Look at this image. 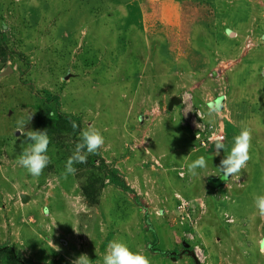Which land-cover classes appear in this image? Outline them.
Wrapping results in <instances>:
<instances>
[{
  "label": "rangeland",
  "instance_id": "374dc122",
  "mask_svg": "<svg viewBox=\"0 0 264 264\" xmlns=\"http://www.w3.org/2000/svg\"><path fill=\"white\" fill-rule=\"evenodd\" d=\"M146 1L0 0L8 49L0 55V245L32 264H75L81 255L103 264L114 240L151 264H194L188 255L171 260L183 243L199 264H264V217L254 206L264 195V0H173L192 13L181 31L170 30L180 17L166 13L165 0ZM43 89L59 94L60 110L78 116L81 131L100 130L102 173L115 169L132 194L107 184L93 204L82 192V163L64 179L75 150L68 136L50 143L39 178L18 165L30 141L17 121L34 114L25 130H38ZM173 97L182 105L166 112ZM195 111L222 126L219 155L216 144L196 147L183 124ZM245 127L252 158L225 180L217 168ZM201 156L207 167L190 175ZM217 179L222 189L211 188ZM176 195L194 206L189 217L201 216L195 228L175 220ZM154 242L164 256L152 252Z\"/></svg>",
  "mask_w": 264,
  "mask_h": 264
},
{
  "label": "clouds",
  "instance_id": "9594fccd",
  "mask_svg": "<svg viewBox=\"0 0 264 264\" xmlns=\"http://www.w3.org/2000/svg\"><path fill=\"white\" fill-rule=\"evenodd\" d=\"M6 29L7 25H4L3 30ZM260 39L264 41V36L260 37ZM213 104L215 105V101ZM211 105L210 103L209 106L213 107ZM166 112H168L167 109ZM33 115L29 114L26 119L21 118L17 121V133H20L27 141H30L28 142L29 146L20 154L17 163L32 177L39 178L51 163V158L48 155L51 141L47 130H25L26 125L32 120ZM71 126L73 130L79 127L76 121H71ZM194 141L197 142L196 147H199V142L195 139ZM224 141L222 138L216 141V155H219L220 150L225 149ZM104 148L105 138L100 130L93 126L82 130L80 133V142L76 144L73 154L67 159L65 164V171L62 173L64 179H67L69 175L74 176L76 174L77 169L74 167L75 164L86 163L88 154H98ZM251 148L252 130L245 127L240 131L239 135L234 137V144L230 153L221 160L217 168L225 180L233 176H238L243 169L247 168L248 162L252 158L250 154ZM206 167L207 161L205 157L201 156L188 166V173L196 176L198 175L197 169H205ZM254 206L258 210V214L264 217V195H258L254 198ZM81 210H86V206L81 205ZM75 264H92V262L87 256L81 255L75 261ZM103 264H151V261L146 255L131 251L124 242L114 240L107 246L106 254L103 257Z\"/></svg>",
  "mask_w": 264,
  "mask_h": 264
},
{
  "label": "trees",
  "instance_id": "16d2710c",
  "mask_svg": "<svg viewBox=\"0 0 264 264\" xmlns=\"http://www.w3.org/2000/svg\"><path fill=\"white\" fill-rule=\"evenodd\" d=\"M6 40V35L0 33V55L6 54V50H8L7 47L4 46ZM22 60L24 68L27 69L29 67L28 58L25 57ZM36 95V101H38V103L34 105V110L36 118L35 123L38 130H47L51 143L57 139H60L61 137L68 136L70 137L71 141H73L72 146L76 147V144L80 142L81 133V121L79 117H75L74 115L68 113H63L60 110L61 103L59 94H54L43 89L41 91H37ZM71 121H76L79 127L73 130ZM98 156L99 154H88L87 162L82 163L81 167H85L84 169L86 171L83 173L85 184L82 185L84 197L92 201L93 204L97 203V197L99 196L100 190L105 187L104 185L107 184L114 186L122 192L132 194L134 191L128 185H126L123 178L118 175L115 169L111 167L107 169L106 175L102 173V170L106 168V165L104 161ZM98 162L100 163L99 165H97ZM102 174L104 176H102ZM105 180L108 183H105ZM217 180L213 181L217 184L214 187L211 186L212 189H222L223 185L225 184V180ZM155 241H157L156 237ZM151 250L152 252H157L161 255L163 254V256L166 254V252H160L158 250L156 247V242L151 245ZM169 255H172V257L176 256L172 253ZM2 258H4L3 264H32L18 251H16L14 247L9 246L8 244L0 245V260Z\"/></svg>",
  "mask_w": 264,
  "mask_h": 264
},
{
  "label": "built area",
  "instance_id": "2783aa9c",
  "mask_svg": "<svg viewBox=\"0 0 264 264\" xmlns=\"http://www.w3.org/2000/svg\"><path fill=\"white\" fill-rule=\"evenodd\" d=\"M204 116L201 115L200 111H195L194 113H186L184 114V120L183 124L189 127L191 133L193 134V137L195 140L199 142V145H202L205 147V145H212L215 144L218 139H221L224 141V130L222 126L217 123L214 125H209L206 123L205 120H203ZM180 177L183 175L180 174ZM177 199V205L174 210V213L176 214V221H180L183 223V221L188 224L189 228L193 229L195 228L194 225H196L197 220L199 221L201 219V216L197 215L196 218H191L188 216V212L191 211V209L194 208L191 203H188L187 201L181 199L179 196L176 195ZM197 202V201H195ZM202 206L199 205L198 210H201ZM203 214V212H202ZM192 237V235H191ZM200 251L198 247H196V251Z\"/></svg>",
  "mask_w": 264,
  "mask_h": 264
},
{
  "label": "crops",
  "instance_id": "0c3cea01",
  "mask_svg": "<svg viewBox=\"0 0 264 264\" xmlns=\"http://www.w3.org/2000/svg\"><path fill=\"white\" fill-rule=\"evenodd\" d=\"M123 1V0H122ZM138 1V0H137ZM148 1V0H147ZM146 1V2H147ZM149 1H154V0H149ZM173 3V0H165V2H164V4H166L167 5V8L165 9V11H166V13H167V11H169V10H174L178 15H179V19H178V21H176L175 22V26H173V27H170V30L172 31H174V30H178V31H181V26L184 28V30H185V27L186 26H188V25H190V24H193V23H190V22H188V16L189 15H191L192 13H187V10L186 11H184V8H183V5H182V7H180V8H178V9H176L175 8V6H172V5H169V4H172ZM176 10H178V12L176 11ZM119 11H123L122 9H119ZM124 12V11H123ZM125 14V13H124ZM170 14V17H166L167 19H166V21H165V23H164V25L165 26H171L172 24H173V22H172V20H171V16H172V14H173V11L172 12H170L169 13ZM165 15V14H164ZM172 22V23H171ZM188 24V25H187ZM151 43H157V42H152L151 41ZM147 141H148V138H147ZM133 157L135 158L136 157V155H134L133 154ZM132 158V157H131ZM130 159V158H129ZM208 184V183H207ZM216 190V189H215ZM172 260V259H171ZM175 262V261H174Z\"/></svg>",
  "mask_w": 264,
  "mask_h": 264
},
{
  "label": "water",
  "instance_id": "95a60500",
  "mask_svg": "<svg viewBox=\"0 0 264 264\" xmlns=\"http://www.w3.org/2000/svg\"><path fill=\"white\" fill-rule=\"evenodd\" d=\"M222 101H223V99L221 98L220 100H218V102L215 105L218 106ZM181 102H182V99L180 97L171 98L169 103H168V105H167V111L171 112L173 107H177V106L181 105ZM211 106H213V105H211ZM27 199H28V197L25 196V195H21L20 196V200H21L22 203H26ZM182 246H183L184 249H186L187 248V243H183ZM262 247H264V242L262 244ZM188 256L190 258H192L194 264H199L197 259H196V257L193 255L192 252H189ZM171 259H172V261H176V258H174V257H171Z\"/></svg>",
  "mask_w": 264,
  "mask_h": 264
},
{
  "label": "flooded vegetation",
  "instance_id": "af4514ba",
  "mask_svg": "<svg viewBox=\"0 0 264 264\" xmlns=\"http://www.w3.org/2000/svg\"><path fill=\"white\" fill-rule=\"evenodd\" d=\"M174 108V107H173ZM184 108V107H183ZM183 120H184V114H183ZM189 252H191L190 251V249H184L183 247H182V250H180V251H178V252H172V253H176L175 255L176 256H178V257H181V256H184V255H188L189 254ZM174 258H176L175 256H174ZM177 259V258H176Z\"/></svg>",
  "mask_w": 264,
  "mask_h": 264
}]
</instances>
